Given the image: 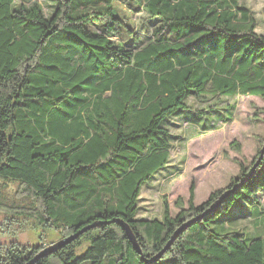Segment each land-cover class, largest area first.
<instances>
[{
    "label": "trees",
    "instance_id": "16d2710c",
    "mask_svg": "<svg viewBox=\"0 0 264 264\" xmlns=\"http://www.w3.org/2000/svg\"><path fill=\"white\" fill-rule=\"evenodd\" d=\"M53 1L47 16L38 2L0 0V178L21 194L0 186V210L60 231L59 240L83 230L34 264H264V236L222 220L235 205L261 203V147L201 203L192 186L176 215L165 200L161 217H137L142 186L170 164L174 135L163 121L194 110L192 98H264V33L252 10L240 0ZM120 6L159 21L148 40ZM213 107L215 120L231 119ZM38 246L0 248V264H26L48 245Z\"/></svg>",
    "mask_w": 264,
    "mask_h": 264
},
{
    "label": "rangeland",
    "instance_id": "374dc122",
    "mask_svg": "<svg viewBox=\"0 0 264 264\" xmlns=\"http://www.w3.org/2000/svg\"><path fill=\"white\" fill-rule=\"evenodd\" d=\"M36 2L42 5L47 16L55 10L56 3L53 0H16L17 4L24 3L29 6ZM240 2L252 10L258 23L256 30L264 33V0ZM120 7L124 13L129 11L125 14L129 16L128 21H131L132 16L140 37L144 41L148 40L149 34L159 21L153 19L142 7L134 11L125 6ZM139 43L142 42L139 40ZM209 99L206 101L192 98L194 110L180 109L163 121L167 126L172 123L171 132L174 135L170 167L168 165L159 171L150 182L142 186L141 198L137 202L140 206L137 217H161L165 200L170 205L171 213L176 215L181 209L177 200H182L188 206L192 186L194 203H201L214 190L227 186L231 178L239 174L241 166L250 165L258 149L264 147V142L261 141L264 137L263 97L240 94ZM207 103L213 104L207 106ZM214 103L223 109L219 113L227 114L231 119L219 117L215 120V114L211 113ZM228 105H232V115L228 108L225 109ZM198 109H204L205 112L200 114ZM214 122L217 124L216 128L202 129L212 126ZM0 186L9 198L21 195L15 191L16 182L0 178ZM261 197V203L244 202L232 207L222 217L225 225L240 229L249 237L264 236V195ZM212 225L218 230L223 229V223L214 222ZM62 237L60 231L45 229L33 219L22 215L13 216L4 209L0 210L1 249L15 244L50 245ZM127 264L136 263L130 261Z\"/></svg>",
    "mask_w": 264,
    "mask_h": 264
},
{
    "label": "water",
    "instance_id": "95a60500",
    "mask_svg": "<svg viewBox=\"0 0 264 264\" xmlns=\"http://www.w3.org/2000/svg\"><path fill=\"white\" fill-rule=\"evenodd\" d=\"M261 152L264 153V147L262 148ZM261 157H262V155L259 157V159ZM259 159H257L256 162L252 165L251 173L254 172V170L256 169L257 165L259 164ZM227 192H225V193H223L221 195V197L217 200V204H221L222 203V200L225 197V195L227 194ZM118 222L123 227V229L125 230L126 236L131 241V243L133 244V247L141 254V256L143 257V260H145V256L142 254L141 246H140V244H139V242L137 240V236L134 233V230L132 229L130 224L128 222L123 221V220H118ZM186 226H187V223H184L180 227H178L174 231L171 239L168 241V243L165 245V247L161 251H159L157 254H155L153 257H151L148 261L157 260L171 246V244L173 243L175 238L178 236V234L180 232H182L186 228ZM82 232H83V230L78 232L75 235H70L69 237H67L65 239L59 240V241H57V242H55L53 244L48 245L47 247L41 249L38 253H36L32 259H30L28 262H26V264H34L39 258H41L42 256L47 255L50 252L54 251L59 246H61V244H63L64 242H67V241L75 238L76 236H78Z\"/></svg>",
    "mask_w": 264,
    "mask_h": 264
}]
</instances>
